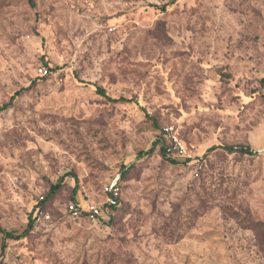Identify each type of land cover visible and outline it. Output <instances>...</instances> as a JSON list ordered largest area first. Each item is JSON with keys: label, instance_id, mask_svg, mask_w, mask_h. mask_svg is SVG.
Masks as SVG:
<instances>
[{"label": "rangeland", "instance_id": "1", "mask_svg": "<svg viewBox=\"0 0 264 264\" xmlns=\"http://www.w3.org/2000/svg\"><path fill=\"white\" fill-rule=\"evenodd\" d=\"M167 1L0 0V264H264V0Z\"/></svg>", "mask_w": 264, "mask_h": 264}, {"label": "trees", "instance_id": "2", "mask_svg": "<svg viewBox=\"0 0 264 264\" xmlns=\"http://www.w3.org/2000/svg\"><path fill=\"white\" fill-rule=\"evenodd\" d=\"M177 1L178 0H168L167 3L161 9L164 10L165 6L166 7L167 6H171V5L175 4ZM28 2H29V4L31 6L34 7L33 0H28ZM96 91H97V93L100 96L105 97L108 101H112V102L128 101V100H126L124 98H118V99L109 98L105 94L104 90L100 89V88H97ZM21 92H22V90L16 92L15 95H19ZM13 98L14 97H12L10 101H12ZM10 105H11V102H9V104L5 105L3 107V109H6V108L10 107ZM166 148H167L166 146L161 144L160 150H159L160 154H161V157L164 160L168 161L170 164L176 165L178 163L177 160L175 158L169 156L166 153ZM218 148L222 149L223 151H225V152H227L229 154L237 153V154L242 155V156H244V155H247V156H256V155H258L257 154L258 152L254 151L253 149H251L249 146H246V145H220V146H213L210 149H208V151H213V150L218 149ZM61 187H62V182L61 181L57 182L56 184L50 185V188H49V190L47 192V195L44 196V197H40L37 200V203L35 204V206L33 208V212L28 216V221H27L25 227L21 231H15V230L8 231V230L3 229L0 226V258L4 254V252H5L6 248H7L8 241H19V240H22V239L28 237V235L31 233V231L33 230V227H34L35 215L33 216V213L35 211L37 212L38 210L43 211L44 208H45L46 202L54 194H56L61 189ZM70 203L79 204V201L75 200L73 198V201L69 202L67 205H69ZM119 203L120 202L117 199V204L115 206H105V205L101 206L100 209L102 210V216L97 221L104 220V219H110L112 216H114V212L117 210ZM66 211L68 212L67 209H66ZM82 215L84 216V214H81V216H79V217L80 218H84V217H82Z\"/></svg>", "mask_w": 264, "mask_h": 264}, {"label": "built area", "instance_id": "3", "mask_svg": "<svg viewBox=\"0 0 264 264\" xmlns=\"http://www.w3.org/2000/svg\"><path fill=\"white\" fill-rule=\"evenodd\" d=\"M38 73L41 77L47 76L49 74V69L48 68H39ZM166 153L173 157V158H185L187 157L186 150L184 146L174 139L173 144L171 146H166ZM102 194H103V202L102 206H115L117 204V199L119 195V188L116 182H112L110 184H106L103 186L102 189ZM101 206L98 205H86L82 206L80 204H74L70 203L67 206L68 212L73 216V217H79L81 214L82 217L90 220L97 219L102 216V210L100 209ZM50 219V216L48 213H45L41 210H38L35 213V221L38 223H42L45 221H48Z\"/></svg>", "mask_w": 264, "mask_h": 264}]
</instances>
